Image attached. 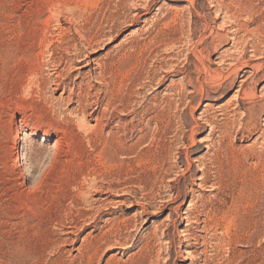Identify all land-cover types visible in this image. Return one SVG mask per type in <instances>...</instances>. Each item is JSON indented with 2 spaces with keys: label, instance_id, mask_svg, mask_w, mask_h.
<instances>
[{
  "label": "rangeland",
  "instance_id": "rangeland-1",
  "mask_svg": "<svg viewBox=\"0 0 264 264\" xmlns=\"http://www.w3.org/2000/svg\"><path fill=\"white\" fill-rule=\"evenodd\" d=\"M1 141L0 264H264V0H0Z\"/></svg>",
  "mask_w": 264,
  "mask_h": 264
},
{
  "label": "bare ground",
  "instance_id": "bare-ground-1",
  "mask_svg": "<svg viewBox=\"0 0 264 264\" xmlns=\"http://www.w3.org/2000/svg\"><path fill=\"white\" fill-rule=\"evenodd\" d=\"M72 7V6H71ZM90 8V7H89ZM137 9V8H136ZM83 15V14H82ZM69 21V20H68ZM90 44V43H89ZM8 46V45H7ZM86 47V46H85ZM26 49V48H25ZM19 50V49H18ZM35 50V49H34ZM86 59H88L87 61L89 62V58H84L83 60H81V61H78V62H75V64L77 63V64H81V63H84L85 61H86ZM29 64V63H28ZM245 65H247V64H245ZM250 65V64H249ZM250 67V66H249ZM18 68V67H17ZM252 69H253V73L251 74V76L248 78V79H250V78H254L256 75H257V73L258 72H256V70L254 69V66H252L251 67ZM259 69V68H258ZM261 69V68H260ZM208 70V69H207ZM262 70V69H261ZM208 73H210V70H209V72ZM207 75V74H206ZM210 75V74H209ZM219 75V74H218ZM215 76V75H214ZM208 77V76H207ZM235 77H236V75H235ZM234 77V78H235ZM237 77H238V75H237ZM3 78V77H2ZM210 78V77H209ZM230 78H232V77H230L229 75H227V76H220V77H211V79L213 80V81H217V82H215L216 84H217V88L219 87L220 89L222 88L223 89V84L225 83V82H227V81H229L230 80ZM208 78H206V80H207ZM237 79V78H236ZM212 81V82H213ZM242 81V80H241ZM28 82V81H27ZM204 82V81H203ZM232 82H234V80H232L231 82H230V85H232L233 83ZM245 82V81H244ZM212 85H215V84H212ZM211 87H213V86H211ZM216 87V86H215ZM34 88V87H33ZM203 89V88H202ZM246 90V89H245ZM244 90V91H245ZM202 91V90H201ZM241 91H243L242 89H240L239 91H237V93H241ZM243 93V92H242ZM245 93V92H244ZM239 94H237V97H238V95ZM246 94V97H247V99H248V101H249V99H254V95H253V93L251 94V90L249 89L248 90V93H245ZM240 96V95H239ZM245 96V95H244ZM256 96V95H255ZM4 98V97H3ZM9 100V99H8ZM7 100V101H8ZM254 101V100H253ZM249 102H251V101H249ZM39 103V102H38ZM251 118V117H250ZM223 120V119H222ZM252 120V119H251ZM198 123V122H197ZM257 128V127H256ZM241 129V128H240ZM140 131V133H143V129H141V130H139ZM213 130H211V132H212ZM19 133L18 132H16V136H15V139H14V141H15V143H18L19 142V140H20V138H19V135H18ZM30 137H34V136H36V132L35 131H32L31 133H30V135H29ZM112 137V136H111ZM146 137H147V135L146 134H143L141 137H139V139H138V141L137 142H142V141H144L145 139H146ZM115 138V137H114ZM117 139V138H116ZM195 140H193V142H194ZM117 142V149H118V151L119 152H121V153H126V152H130L131 151V148H125V146L123 145V146H121V142L122 141H116ZM1 144L3 143L2 141L0 142ZM109 143V142H108ZM112 143V142H111ZM4 144V143H3ZM19 144V143H18ZM137 143H135V145H136ZM139 144V143H138ZM193 144V143H192ZM30 145V144H29ZM141 145V144H140ZM152 145V144H151ZM133 146V145H132ZM136 146H138V145H136ZM21 147V146H20ZM140 147V146H139ZM133 149V148H132ZM3 150V149H2ZM16 150V149H15ZM134 150V149H133ZM20 151V150H19ZM54 152V151H53ZM137 152V151H136ZM131 154H132V152H130ZM149 153V152H148ZM116 155V154H115ZM260 155V154H259ZM119 156V155H118ZM23 157V156H22ZM25 157V156H24ZM138 159H140V155H138ZM143 158V157H142ZM151 158V157H150ZM238 158V157H237ZM153 159H154V157H153ZM54 161V160H53ZM160 161V160H159ZM155 162V161H154ZM189 162V161H188ZM240 162V161H239ZM149 165L150 164H152L151 163V161L149 160L148 162H147ZM146 164V163H145ZM145 164H143L142 163V161L141 160H139V162H138V164H137V166L139 167V166H144ZM195 164V163H194ZM229 164V163H228ZM24 165V164H23ZM28 165V164H27ZM147 165V164H146ZM123 166V165H122ZM197 166V165H196ZM261 166V165H260ZM20 167V166H19ZM40 167V166H39ZM198 169V168H197ZM241 169H242V167H241ZM141 170V169H140ZM155 170V169H154ZM20 171V170H19ZM189 171V170H188ZM250 171V170H249ZM258 171V170H257ZM22 172V171H21ZM261 172V171H260ZM146 174V173H145ZM243 174V173H242ZM253 174V173H252ZM261 174V173H260ZM234 175V174H233ZM241 175V174H240ZM229 176V175H228ZM235 176V175H234ZM242 176V175H241ZM205 177V176H204ZM236 177V176H235ZM246 177V176H245ZM250 177V176H249ZM28 178V177H27ZM163 178V177H162ZM230 178V177H229ZM244 178V177H243ZM255 178V177H254ZM247 179V178H246ZM200 181H201V179H200ZM256 181H257V179H256ZM218 183V182H217ZM236 183V182H235ZM245 185V184H244ZM248 185H250V184H248ZM248 185H247V187L246 186H243L241 189H240V191L238 192V193H236V194H238L236 197H237V199L235 200V201H246V199H245V197H246V195H248V194H246V193H248V192H250L251 190H252V192H253V190L256 188H254L253 186H250V187H248ZM260 185V184H259ZM255 186V185H254ZM227 188V187H226ZM238 188V187H237ZM38 189H40V184L36 187V190H38ZM238 191V190H237ZM81 192V191H80ZM235 192V191H234ZM233 192V193H234ZM251 193V192H250ZM52 196V195H51ZM245 196V197H244ZM55 197V196H54ZM231 198H233V197H231ZM253 199V198H252ZM248 200V199H247ZM225 201V200H224ZM170 202L171 203H176L177 202V200H175L174 202H173V199L172 200H170ZM136 203V202H135ZM233 203V202H232ZM236 204V203H235ZM239 204H240V202H239ZM238 204V205H239ZM144 205V204H143ZM192 205V204H191ZM222 206H223V208H225V204H222ZM221 206V207H222ZM231 206V205H230ZM236 206V205H235ZM256 206V205H255ZM247 207V206H246ZM223 208L221 209H216L215 211L213 210H211L212 212H210V213H208V216H211L212 218H216V214H218L219 215V213H222V214H225L224 216H223V220H225V221H227L226 219L228 218V215L230 214V212L229 211H227V213L229 212V214L227 215V213H223L224 211H223ZM234 208V207H233ZM244 208V207H243ZM227 209V208H226ZM225 209V210H226ZM228 209H231V208H228ZM177 210H178V208H174L173 209V211L174 212H172V213H176L177 212ZM231 211V210H230ZM209 212V211H208ZM247 212V211H246ZM156 213V212H155ZM206 213V212H205ZM177 214V213H176ZM186 217H185V219H182V221L183 220H186L187 222H189V214L187 213V212H185V213H183ZM248 214V213H247ZM258 215V214H257ZM178 216V215H177ZM244 217V216H243ZM210 218V217H209ZM247 218H248V216H247ZM210 220V219H209ZM125 223H126V227L128 226V221H125ZM194 223V222H193ZM214 223V222H213ZM215 223H217V222H215ZM246 223H247V226L248 227H250V225H252L253 223L251 222V219L249 218V220H246ZM5 224V223H4ZM218 224V223H217ZM223 224V223H222ZM124 225V224H123ZM189 225V224H188ZM228 226V225H227ZM243 226V225H242ZM130 228V227H129ZM253 228V227H252ZM261 229V228H260ZM133 231V230H132ZM155 232V231H154ZM183 233V238H184V243L185 242H187L188 243V246H190V248H191V246L193 245V244H191V238L190 237H188V230H186V231H182ZM200 232V231H199ZM251 232V231H250ZM248 233V232H247ZM249 235V234H248ZM194 237V236H193ZM246 237V236H245ZM158 238V237H157ZM151 240H152V238H151ZM180 240V239H179ZM195 240V239H194ZM153 241H154V239H153ZM193 241V240H192ZM197 241V240H196ZM183 242V241H182ZM150 243V242H149ZM148 243V244H149ZM156 243V242H155ZM116 244V243H115ZM196 244V243H195ZM119 245V244H118ZM146 246H148V245H146ZM156 246V245H155ZM126 248V247H125ZM154 250V249H153ZM143 251V250H142ZM149 251V250H148ZM144 252V251H143ZM145 252H147V251H145ZM179 252V251H178ZM142 254V253H141ZM192 254V253H191ZM156 255V254H155ZM177 255H178V253H177ZM188 256L190 255V254H187ZM141 256V255H140ZM159 256V255H158ZM192 256V255H191ZM145 258L147 257V256H144ZM144 257H142V258H144ZM157 257V256H156ZM169 257V256H168ZM139 258V257H138ZM190 258V257H189ZM141 259V258H140ZM195 259H198V258H195ZM157 260V259H156ZM199 260V259H198ZM199 262V261H198ZM253 262V261H252ZM145 263V262H144ZM155 263H157V262H155ZM163 263V262H162Z\"/></svg>",
  "mask_w": 264,
  "mask_h": 264
}]
</instances>
